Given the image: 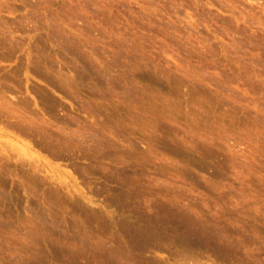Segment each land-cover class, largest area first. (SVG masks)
Segmentation results:
<instances>
[{
  "label": "rangeland",
  "instance_id": "374dc122",
  "mask_svg": "<svg viewBox=\"0 0 264 264\" xmlns=\"http://www.w3.org/2000/svg\"><path fill=\"white\" fill-rule=\"evenodd\" d=\"M0 264H264V0H0Z\"/></svg>",
  "mask_w": 264,
  "mask_h": 264
},
{
  "label": "bare ground",
  "instance_id": "6f19581e",
  "mask_svg": "<svg viewBox=\"0 0 264 264\" xmlns=\"http://www.w3.org/2000/svg\"><path fill=\"white\" fill-rule=\"evenodd\" d=\"M11 112L14 113L13 110H12ZM20 117H21V115H20ZM23 119H24V117H22L21 120L23 121ZM16 122H17V121H16ZM24 122H25V119H24V121L22 122L23 125H24ZM26 122H27V123H26ZM26 122H25V123L27 124V125H26V127H27V126L29 125L30 121H29V122L26 121ZM18 123H19V122H18ZM30 124H31V123H30ZM17 126H18V125H17ZM24 126H25V125H24ZM29 126H32L33 128H35L34 125H29ZM29 126H28V127H29ZM37 126L41 127L40 125H36V127H37ZM20 127H21V126H20ZM20 127H19V128H20ZM22 127H23V126H22ZM23 128H24V127H23ZM23 128H22V129H23ZM29 128H31V127H29ZM37 128H38V127H37ZM38 129H40V128H38ZM41 129H42V130H40V131H41V132L43 131V133H44L45 130L43 129V127H42ZM45 132H48V131H45ZM44 134H45V136H47V135H46L47 133H44ZM49 134H51V133H49ZM65 134H66V133H65ZM52 136H53V135H52ZM66 137H67V136H66ZM81 139H82V138H81ZM74 141H75V140H74ZM69 142H70V141H69ZM66 144H67V143H66ZM66 144H65V146H66ZM67 145H68V144H67ZM70 145H71V144H70Z\"/></svg>",
  "mask_w": 264,
  "mask_h": 264
}]
</instances>
